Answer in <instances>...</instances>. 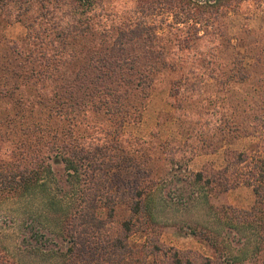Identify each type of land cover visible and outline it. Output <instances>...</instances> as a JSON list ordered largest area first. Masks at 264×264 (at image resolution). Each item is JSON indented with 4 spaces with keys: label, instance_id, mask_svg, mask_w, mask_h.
<instances>
[{
    "label": "rangeland",
    "instance_id": "rangeland-1",
    "mask_svg": "<svg viewBox=\"0 0 264 264\" xmlns=\"http://www.w3.org/2000/svg\"><path fill=\"white\" fill-rule=\"evenodd\" d=\"M95 1L98 15L94 23L101 26L99 33L107 26L146 18L153 22L162 43L165 42L159 46L167 47L165 51L155 49L156 55L188 60L196 54L199 35L207 34L220 43L216 56L223 66L220 69L227 73L221 80L228 84L233 68L236 77H248L232 82L234 95L222 93L221 86L208 85L201 92L178 95L171 91V83L180 81L181 76L162 72L153 88L143 91L147 99L142 100L139 95L134 121L118 125L121 116L116 112L111 119L104 106L90 112L78 125L76 135L87 137L85 141L96 137L107 141V166L101 178L108 181L110 194L120 195L111 235L118 237L125 222L133 227L128 243L134 252L127 264H179L176 258L180 264H264V200H257L252 187L238 184L246 166L238 163V158L248 153L251 157L248 162L254 163L256 155L264 156V132L251 136L234 133L232 123L237 116L231 113L222 118L230 122L226 126L223 123L224 132L209 131L207 125L208 121L216 122L223 108L237 105L240 101L236 98L245 102L256 81L264 79V0H157L150 9L141 0ZM65 2L60 0L62 8H67ZM202 3L205 8L199 9ZM32 5L35 9L41 6ZM201 16L209 24L195 25L192 20L187 28L175 25L184 18ZM43 26L49 31L47 20ZM30 36L25 24L17 22L4 27L0 21V56L13 45L22 52H28L27 46L32 50L35 46L43 52L48 50L50 55L58 51L55 43L43 48ZM185 39L190 46L183 44ZM83 42H71L68 50L85 51ZM83 53L80 59L83 61L67 69L76 72L90 65L91 55ZM141 53L140 48L130 51L133 56ZM21 60L24 61H18ZM32 77L39 78L34 74ZM31 83L25 88L20 82L17 94L22 93V97L13 100L6 99L9 93L0 88L3 176L17 165L43 171L56 154L53 148L56 140L51 134L37 132L40 125L47 126L46 111L36 102L43 98L40 92L45 86ZM257 87L264 90V82ZM53 169L52 174L41 177L40 187L18 198L9 195L8 179L4 180L7 183L0 182V264H72L66 257L67 221L78 203L81 187L67 178L63 170ZM224 171L228 172L224 175ZM198 173L203 174L201 182L195 178ZM52 178L57 185L51 183ZM207 180L211 183L207 184ZM137 203L141 204L135 213ZM108 213L109 209L102 207L99 216L106 219ZM93 251L86 249L87 262L77 264H93Z\"/></svg>",
    "mask_w": 264,
    "mask_h": 264
},
{
    "label": "trees",
    "instance_id": "trees-1",
    "mask_svg": "<svg viewBox=\"0 0 264 264\" xmlns=\"http://www.w3.org/2000/svg\"><path fill=\"white\" fill-rule=\"evenodd\" d=\"M62 1H66L64 4L67 8H62L60 0H0V21L4 27L17 22L23 23L28 28L30 37L39 41L43 48L54 43V47L58 48L56 53L50 55L48 50L40 51L37 46L33 50L27 46L28 52H22L20 47L13 45L2 57L0 56V88L6 94L9 93L10 97L6 99L22 97V93L17 94L21 88L20 82L25 88L29 87L31 82L34 85L45 86V89L43 90L44 87H42L40 92L43 98L36 102L46 111L47 126L44 128L40 125L37 127V132L51 134L56 140L53 147L56 154L52 164L46 169L37 172L17 165L16 168L10 169V173L5 172L4 176L1 174L3 169L0 172V182L7 183L4 180L8 179L9 195L12 198H18L40 187L39 184L43 179L41 177L52 174L53 168L63 170L67 178L74 179L81 187L78 203L67 221L69 246L66 248V257L69 262L86 263V249H92L94 250L93 264H127L134 252L128 243L133 227L131 223L125 222L118 237L111 235L114 228L112 220L115 208L120 204V195L110 194L108 181L101 178V173L107 166V141L100 140L98 137L93 141H85L87 137L76 135L78 125L85 121L90 112L102 110L104 106H107L106 113L111 119L116 116V112L119 117L121 116L117 122L118 125H120L119 122L125 125L134 121L133 111L139 95L142 96V100L147 99L143 91L152 89L156 83V77L162 72L181 76L180 81L171 83V91L175 90L178 95L198 90L201 92L206 85L209 88L221 86L222 93L234 95L230 87L232 82L245 81L248 77L245 75L236 77L237 74H234L236 68H233L230 70L228 84L221 80L222 77L227 76V73L220 69L223 66L217 60L216 50L220 48V43L216 37L208 38L207 34L204 37L199 35L197 38L199 42L196 41L198 45L195 48L196 54L189 60L182 57L173 58L168 54L156 55L155 49L165 51L167 47H162L165 42L162 43L152 21L143 18L140 21H130L118 26L111 25L104 27L99 33L101 26L94 23L98 15L94 9L97 4L95 0ZM141 1L145 3L147 9H150L151 4L157 0ZM33 3H39L41 6L35 9ZM46 4H50L51 7H47ZM204 4L202 3L199 9H204ZM206 7L209 6L206 5ZM44 20L49 23V31L43 26ZM192 20L195 25L209 24V21L203 20L201 16L200 19L184 18L175 25H184L187 28ZM98 35L108 39L100 38L101 36ZM77 40L84 41L86 47L83 52L91 55V64L85 66L88 69L79 66L78 71L72 72L71 68L67 69V67L78 66L79 61H83V59L80 60L81 56H84L83 52L75 53L68 50L69 44ZM160 43L162 46H159ZM189 43L187 39L183 41V44L187 46H190ZM139 48L142 49V56L130 54V51ZM94 55H97V58H93ZM19 59L24 61H18ZM255 63H259V60ZM94 67L95 70H91ZM33 74L39 78L33 80ZM197 75L200 79L196 77ZM260 78L245 102L240 100L241 97L236 98L240 102L219 111V119L217 118L214 124L208 121L209 131L224 132V127L230 122L223 121L222 118L231 113V116H237L232 123L234 133L243 132L251 136L250 134L264 132V90H258L257 87L264 82V79ZM23 94V96L26 95V93ZM241 110H245V116L244 112L241 114ZM210 117L216 118L214 115ZM250 159L248 153L238 158V163L246 165L240 173L238 184L243 183L252 187L260 202L264 200V156L256 155L252 159H255L254 163H249ZM227 172L224 171V175ZM195 178L201 182L203 174L198 173ZM56 182L57 180L52 178L51 183L57 185ZM206 182L211 183L209 180ZM51 195L52 193L49 194ZM141 195L139 192L138 196ZM140 204L137 203L135 213L139 212ZM102 207L109 209L106 219L99 216ZM176 261L180 264L179 259L176 258Z\"/></svg>",
    "mask_w": 264,
    "mask_h": 264
}]
</instances>
